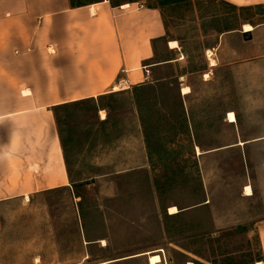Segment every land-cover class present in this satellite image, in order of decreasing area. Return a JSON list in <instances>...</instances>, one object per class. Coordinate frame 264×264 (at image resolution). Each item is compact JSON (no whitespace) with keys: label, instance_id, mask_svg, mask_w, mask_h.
Listing matches in <instances>:
<instances>
[{"label":"rangeland","instance_id":"obj_1","mask_svg":"<svg viewBox=\"0 0 264 264\" xmlns=\"http://www.w3.org/2000/svg\"><path fill=\"white\" fill-rule=\"evenodd\" d=\"M129 1L134 0H112ZM158 5L167 36L156 44L152 64L173 55L169 39L179 42L185 56L174 54L182 60L151 67L152 80L174 83L163 91L165 105L154 108L159 125L151 134L164 158L158 151L149 159L133 89L60 108L72 186L5 204L0 264H150L149 255L127 258L144 252L159 254V264H256L262 257L257 203L241 195L246 180L241 149L219 157L216 146L238 137L229 111L245 130L242 138L264 130V7L240 9L216 0H158ZM246 23L254 27L257 42L245 40L242 32L227 39L220 65L203 77V49L216 44L218 31L238 24L243 30ZM182 83L193 87L183 98L188 135L171 116L181 112ZM169 118L173 129L167 127ZM179 146L183 155L176 153ZM253 151L264 154V148ZM174 205L180 213L169 212Z\"/></svg>","mask_w":264,"mask_h":264},{"label":"crops","instance_id":"obj_2","mask_svg":"<svg viewBox=\"0 0 264 264\" xmlns=\"http://www.w3.org/2000/svg\"><path fill=\"white\" fill-rule=\"evenodd\" d=\"M145 1L92 0L72 6L70 0H0V212L11 200L72 186L59 131L60 108L116 90H132L152 80L151 67L185 58L180 44L170 46L177 40L169 39L167 48L173 55L152 64L156 44L167 36V25L162 10ZM216 1L237 8L264 7V0ZM240 25L218 31L216 44L203 49L207 65L203 77L220 65L227 39L242 32L245 40L257 42L256 34L240 30ZM184 87L190 91L183 93ZM180 92L186 98L193 87L182 83ZM102 112L100 108L106 120ZM230 123L235 124L238 137L234 143L218 144L217 153L220 157L227 149H241L246 179L241 195L257 203L254 221L264 264V154L250 152L264 148V130L256 128L242 138L245 130L237 117ZM247 187L252 195H246Z\"/></svg>","mask_w":264,"mask_h":264},{"label":"trees","instance_id":"obj_3","mask_svg":"<svg viewBox=\"0 0 264 264\" xmlns=\"http://www.w3.org/2000/svg\"><path fill=\"white\" fill-rule=\"evenodd\" d=\"M92 0L88 1V0H70L71 5L72 6H81L84 4H87L89 2H91ZM151 1V3L148 4V6L150 7H156L162 10V8L158 5V0H149ZM112 2V0H111ZM227 4V3H226ZM233 6V5H231ZM235 7V6H233ZM237 8V7H235ZM248 7H240V9H246ZM163 12V10H162ZM167 82H165V79H155L152 80L150 82H146V83H142L139 85H136L135 87H133V95H134V100H135V104L139 113V117H140V121L141 124L143 126L144 129V135H145V142H146V148L148 151V156L149 159H151V161L153 160V155L155 152H160L161 154V160L164 158L163 156V152L162 148L160 149H156V146L159 145V140L152 136L151 132L155 131L156 128L159 125V121L158 119H154L155 117V113H157L159 115V113L155 110L154 108H156L159 105H165V102L162 101L161 96L165 95V89H170V87H172L174 85V83L171 80H166ZM177 98L179 101V107L181 108V112L177 115L173 114L171 116L178 118V123L181 124V128L182 130L180 131V128H178L180 132L185 133L186 135H188L189 133V121H188V116L186 113V109L184 107V99L183 96L181 95L180 92V87L178 86V94H177ZM157 116V115H156ZM170 117V116H168ZM169 126V129H173L175 128V125H173V121L172 119L169 118V121L167 123V127ZM185 147V145H184ZM183 146H179L178 149L179 151H177L176 153L178 155H183L181 152V149L184 148ZM188 147V145H187ZM180 213V212H178ZM176 213V214H178ZM140 257V256H138ZM262 257L260 258L261 261ZM194 264H199L198 261H193Z\"/></svg>","mask_w":264,"mask_h":264},{"label":"bare ground","instance_id":"obj_4","mask_svg":"<svg viewBox=\"0 0 264 264\" xmlns=\"http://www.w3.org/2000/svg\"><path fill=\"white\" fill-rule=\"evenodd\" d=\"M253 28L254 27L251 24H249V23H246L243 26V30L244 31H251V30H253ZM170 46L177 48L179 46V43L177 41H171L170 42ZM207 55L210 56L212 54H211L210 51H208V54ZM215 64H216L215 60H213L211 58V65H215ZM189 91H190V88L189 87H184L183 90H182L183 93H188ZM101 114H102V117L104 118L105 117L104 112H102ZM229 114H231V118H230ZM229 114H228V120L230 122H235L236 121L235 113L233 111H231ZM197 149H198V152L201 154L200 149L199 148H197ZM246 189L248 190L247 192H246ZM245 193H246V195L247 194H251L252 193V188L251 187L245 188ZM169 212L171 214H175V213L179 212V209L177 208V206L174 205V206H171L169 208ZM103 243L104 244L106 243L105 240H103ZM161 261H162V258H161V256L159 254L153 253V252H151L149 254V262H150V264H159ZM103 264H111V263L110 262H104ZM186 264H194V263L193 262H187ZM256 264H263V262L262 261H257Z\"/></svg>","mask_w":264,"mask_h":264},{"label":"water","instance_id":"obj_5","mask_svg":"<svg viewBox=\"0 0 264 264\" xmlns=\"http://www.w3.org/2000/svg\"><path fill=\"white\" fill-rule=\"evenodd\" d=\"M244 36H246V33H245ZM150 253L151 252L138 253V254H135V255H131V256L127 257V258H133V257H138V256H143V255H149ZM148 258H149V256H148ZM123 259H126V258H121V259H118V260H123Z\"/></svg>","mask_w":264,"mask_h":264},{"label":"built area","instance_id":"obj_6","mask_svg":"<svg viewBox=\"0 0 264 264\" xmlns=\"http://www.w3.org/2000/svg\"><path fill=\"white\" fill-rule=\"evenodd\" d=\"M147 69V68H146ZM147 74L149 73V70H146Z\"/></svg>","mask_w":264,"mask_h":264},{"label":"snow or ice","instance_id":"obj_7","mask_svg":"<svg viewBox=\"0 0 264 264\" xmlns=\"http://www.w3.org/2000/svg\"><path fill=\"white\" fill-rule=\"evenodd\" d=\"M229 116H230V118H231V114H229ZM248 190L246 189V192H247Z\"/></svg>","mask_w":264,"mask_h":264}]
</instances>
